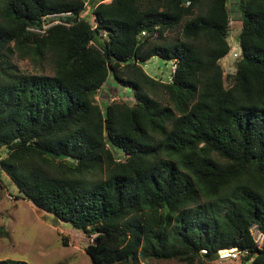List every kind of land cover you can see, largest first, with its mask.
I'll return each instance as SVG.
<instances>
[{
	"label": "trees",
	"instance_id": "16d2710c",
	"mask_svg": "<svg viewBox=\"0 0 264 264\" xmlns=\"http://www.w3.org/2000/svg\"><path fill=\"white\" fill-rule=\"evenodd\" d=\"M229 1L0 0V188L5 175L81 230L94 264H195L222 248L264 264V0H233L227 74ZM153 56L176 65L170 82L139 64ZM111 78L134 103L99 104Z\"/></svg>",
	"mask_w": 264,
	"mask_h": 264
},
{
	"label": "rangeland",
	"instance_id": "374dc122",
	"mask_svg": "<svg viewBox=\"0 0 264 264\" xmlns=\"http://www.w3.org/2000/svg\"><path fill=\"white\" fill-rule=\"evenodd\" d=\"M110 1L107 0V2ZM229 4L233 17L230 23L231 36L228 40L239 54L240 44L237 39L234 40V37L240 32L241 21L234 1L230 0ZM82 17L92 19L90 8L84 10ZM56 19L55 23L61 21L60 18ZM173 34L175 31L168 33L167 40H170ZM161 60L164 65L160 64ZM14 62L23 72L47 75L54 73V67L49 61L38 62L15 55ZM221 62L225 73L235 71L233 65H235L236 57L233 56L232 50ZM172 67L173 61L164 60L159 56H153L143 65L144 71L149 76L163 82L172 80ZM132 94L130 90L116 84L111 78L99 90L97 101L103 107L106 103L113 101L126 100L134 103ZM162 101L166 103L165 95ZM2 184L0 188V259H20L30 264H94L85 251V235L81 230L69 223L56 220L52 213L35 207L26 199H18V188L5 175L2 176ZM252 234L259 247L264 248V234L256 225L252 227ZM242 257L232 261H220L218 258L213 261L202 259L195 264H253L252 260L245 261ZM141 264H186V262L176 259H148L141 261Z\"/></svg>",
	"mask_w": 264,
	"mask_h": 264
},
{
	"label": "built area",
	"instance_id": "2783aa9c",
	"mask_svg": "<svg viewBox=\"0 0 264 264\" xmlns=\"http://www.w3.org/2000/svg\"><path fill=\"white\" fill-rule=\"evenodd\" d=\"M34 31L37 32H43V30L41 29H32ZM145 34V33H144ZM233 51V56L237 57L239 54L237 51L234 50V48L231 49ZM176 69V65L173 64V71ZM203 254L207 253L206 249L202 250ZM248 253L247 250H240L237 248H232V249H228V248H222L218 251V259L220 261H232V260H236L239 259L242 256H245Z\"/></svg>",
	"mask_w": 264,
	"mask_h": 264
},
{
	"label": "water",
	"instance_id": "95a60500",
	"mask_svg": "<svg viewBox=\"0 0 264 264\" xmlns=\"http://www.w3.org/2000/svg\"><path fill=\"white\" fill-rule=\"evenodd\" d=\"M184 1H187V0H184ZM78 20H79V18H76V22H77ZM139 64L143 66V65L146 64V62H145V61H140ZM160 64L164 65L162 60L160 61ZM106 128H107V122H106Z\"/></svg>",
	"mask_w": 264,
	"mask_h": 264
},
{
	"label": "clouds",
	"instance_id": "9594fccd",
	"mask_svg": "<svg viewBox=\"0 0 264 264\" xmlns=\"http://www.w3.org/2000/svg\"><path fill=\"white\" fill-rule=\"evenodd\" d=\"M106 1H107V0H106ZM68 14H69V13H68ZM60 22H61V21H60ZM48 26H49V25H45L44 29L47 28ZM32 29H36V28H30V30H32ZM41 30H42V29H41ZM33 31H34V30H33ZM43 31H44V30H43ZM36 32H37V31H36ZM231 49H232V48H231ZM173 64H174V62H173ZM172 68H173V67H172ZM174 71H175V70H174ZM174 71H173V72H174Z\"/></svg>",
	"mask_w": 264,
	"mask_h": 264
}]
</instances>
